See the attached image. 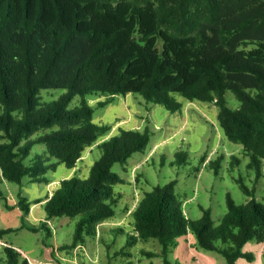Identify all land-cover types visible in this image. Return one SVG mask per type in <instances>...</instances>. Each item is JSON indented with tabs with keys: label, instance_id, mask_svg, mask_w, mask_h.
<instances>
[{
	"label": "trees",
	"instance_id": "trees-1",
	"mask_svg": "<svg viewBox=\"0 0 264 264\" xmlns=\"http://www.w3.org/2000/svg\"><path fill=\"white\" fill-rule=\"evenodd\" d=\"M43 89L65 92L40 103ZM130 93L170 112L180 108L175 96L213 104L225 137L241 146L247 168L259 175L264 0H0V184H20L25 177L44 181L48 167H54L45 164L51 158L74 168L107 130L92 123L84 98ZM226 93L237 107L228 106ZM75 96L81 104L68 110ZM147 142L145 131L120 130L98 145L100 156L86 181L62 180L46 197V220L80 217L73 247L84 236H95L97 224L114 215L121 197L114 186L122 180L111 166L124 164ZM236 181L249 199L238 205L226 196L227 210L216 225L207 210L199 220L187 219L171 193L173 183L146 192L131 212L134 235L126 244L154 239L164 263L171 264L168 249L190 232L194 247L220 254L226 264L252 260L241 248L248 241L264 242V205L240 178ZM17 207L25 215L30 211L24 198ZM40 229L49 236L45 225ZM10 231L0 230V236ZM3 251L0 264H29L13 248Z\"/></svg>",
	"mask_w": 264,
	"mask_h": 264
},
{
	"label": "rangeland",
	"instance_id": "rangeland-1",
	"mask_svg": "<svg viewBox=\"0 0 264 264\" xmlns=\"http://www.w3.org/2000/svg\"><path fill=\"white\" fill-rule=\"evenodd\" d=\"M64 92V89H43L37 101L50 102ZM175 98L180 108L170 112L162 105L144 101L138 94L86 96L84 100L92 109V123L107 130L84 151L76 166L68 169L51 158L45 164L54 167H48L44 181L29 182L25 177L20 184L6 181L0 184L3 194L0 230H12L0 236V260L6 259L3 249L7 246L29 264H165L156 240L126 243L128 235H134L130 223L136 204L146 192L156 187L164 189L170 183L180 209L191 220L201 219L207 210L216 225L227 210L226 196L235 204L246 203L249 196L240 189L238 178L252 191L254 199L264 205V162L259 175L247 168L249 158L240 145L225 137L216 106L180 96ZM225 99L229 107H237L231 93H226ZM80 104L81 97L75 96L67 109ZM120 130L145 131L148 142L143 151L132 154L124 164L111 166L110 171L122 180L114 186V192L121 194L114 215L97 224L95 236H84L73 247L75 225L80 217L46 220L45 199L62 180L76 177L86 181L100 156L98 145L118 136ZM19 198H24L30 206L27 215L17 207ZM42 225L48 228L49 236L40 229ZM31 227L38 230L31 231ZM194 244L190 232L178 238L168 249L166 260L171 264H226L220 254L196 248ZM241 251L251 254L252 260L239 258L235 264H264V242L248 241Z\"/></svg>",
	"mask_w": 264,
	"mask_h": 264
}]
</instances>
